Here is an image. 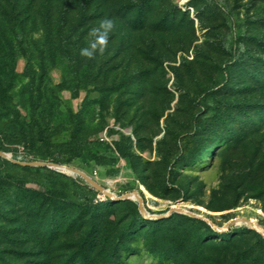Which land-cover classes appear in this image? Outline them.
Here are the masks:
<instances>
[{"label": "rangeland", "instance_id": "374dc122", "mask_svg": "<svg viewBox=\"0 0 264 264\" xmlns=\"http://www.w3.org/2000/svg\"><path fill=\"white\" fill-rule=\"evenodd\" d=\"M0 76L27 124L0 151L38 164L0 157V264H176L178 242L230 235L205 264H231L254 241L231 232L260 233L218 229L264 233V0H0ZM48 164L210 223L145 219Z\"/></svg>", "mask_w": 264, "mask_h": 264}, {"label": "trees", "instance_id": "16d2710c", "mask_svg": "<svg viewBox=\"0 0 264 264\" xmlns=\"http://www.w3.org/2000/svg\"><path fill=\"white\" fill-rule=\"evenodd\" d=\"M150 7V6H149ZM151 7L149 8V10ZM138 21L135 20L134 27L138 26ZM1 78V76H0ZM9 89L5 87L4 82L2 79H0V125H6L9 128L16 129V126L22 129V131L25 130L27 127L25 118L19 114V112L16 110V108L12 105H9V99L11 102V98L8 96ZM183 220L187 222L193 223L192 225H202L206 231L207 235L210 236H221L218 232L213 231L211 227L206 224L205 222L199 220V219H192L186 216H182ZM140 222L143 224H152L155 226H159L161 224L160 221H148L140 217ZM234 233V234H233ZM233 236L241 235L244 236L241 238V241H244L245 243L249 244L251 241L250 237L254 239L252 245H250L248 250H245L244 252L240 253L239 257L242 258V261L239 262H233L231 264H264V239L263 237L248 229V228H241L238 230H235L231 232ZM161 236V235H160ZM159 238V235H157ZM209 237V236H206ZM157 239V238H156ZM213 240V241H212ZM238 244H240V240H238L236 237H229L222 238L219 241H214V238H210L207 241H201V245L204 250H199L198 247H191L187 245V241L182 240L178 242V244H175L173 246V253L175 254V260L176 264H205V261L207 258H205V254L209 252H214V249L222 248L223 251L226 252L227 250H232L235 248ZM251 244V243H250ZM166 247V243L156 242L153 245V249H151V252L153 254H161ZM256 248H259V251L256 250ZM256 253V255H254ZM254 255V256H252ZM226 257H223V259H217V262L219 264H224ZM252 261V263H251Z\"/></svg>", "mask_w": 264, "mask_h": 264}, {"label": "water", "instance_id": "95a60500", "mask_svg": "<svg viewBox=\"0 0 264 264\" xmlns=\"http://www.w3.org/2000/svg\"><path fill=\"white\" fill-rule=\"evenodd\" d=\"M0 157L5 158V159L9 160L11 163L16 164V165H20V166L27 167V166L38 165L36 163L20 161L19 159H16L12 155L6 154L3 151H0ZM42 166H44V165H42ZM42 166L39 165V167H42ZM48 166L50 168L58 171V172H61V173H66V174H71V175H74V176L82 177L87 184H89L91 187L96 189L98 192H100L102 195H104L110 201H113V202H125V201L137 202L139 210H140V213L142 214V216L145 219L163 220V219L169 218L173 214H181V215H187V216L192 217V218H199V219H202V220L210 223L208 220L204 219L200 215H197L194 212L187 211V210H185V209H183L181 207H178V205L172 206L166 214L153 216V217L148 216L146 214V212H145L144 207H143L142 198H141V196L139 195V193L137 191H134L132 193H128V194H125V195H122V196H116L115 194L110 192L108 189L100 186L96 181H94L87 174H85L84 172H82V171H80V170H78L76 168H73V167L68 166V165H59V164H48ZM55 168H59L61 171H59V170H57ZM236 224H245L249 228L257 230L256 227L252 224V222L250 220H247V219L235 220V221L227 224L226 226H224V227H222V228H220L218 230L219 231H225L226 229H228V227H231V226L236 225ZM258 232L260 234H262V236L264 237V233H262L259 230H258Z\"/></svg>", "mask_w": 264, "mask_h": 264}, {"label": "clouds", "instance_id": "9594fccd", "mask_svg": "<svg viewBox=\"0 0 264 264\" xmlns=\"http://www.w3.org/2000/svg\"><path fill=\"white\" fill-rule=\"evenodd\" d=\"M113 26H114V24H113V21L111 19H107L106 18V19H104L101 22V28L104 30L105 36H106L107 32L113 28ZM96 31H98V30H96ZM96 47H97V44L96 43H92L91 48L95 49ZM82 53L84 55H87V56H92L93 55V52L89 51L88 49H82Z\"/></svg>", "mask_w": 264, "mask_h": 264}, {"label": "bare ground", "instance_id": "6f19581e", "mask_svg": "<svg viewBox=\"0 0 264 264\" xmlns=\"http://www.w3.org/2000/svg\"><path fill=\"white\" fill-rule=\"evenodd\" d=\"M55 169H57V170H59V171H61L59 168H55ZM140 189H142L143 191H145V189H144V187L143 186H141L140 187ZM146 192V191H145ZM147 194V193H146ZM147 195H149V194H147ZM179 207V206H178ZM203 210V209H202ZM155 216V215H154ZM264 216V215H263ZM252 219V218H251ZM250 219V221L252 222V224H254V226L258 229V230H260V231H262V229L260 228V227H258L253 221L254 220H251Z\"/></svg>", "mask_w": 264, "mask_h": 264}]
</instances>
